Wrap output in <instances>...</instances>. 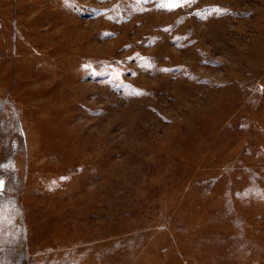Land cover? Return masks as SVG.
Wrapping results in <instances>:
<instances>
[{
  "label": "rangeland",
  "instance_id": "1",
  "mask_svg": "<svg viewBox=\"0 0 264 264\" xmlns=\"http://www.w3.org/2000/svg\"><path fill=\"white\" fill-rule=\"evenodd\" d=\"M159 3L0 0V264H264V0Z\"/></svg>",
  "mask_w": 264,
  "mask_h": 264
},
{
  "label": "snow or ice",
  "instance_id": "2",
  "mask_svg": "<svg viewBox=\"0 0 264 264\" xmlns=\"http://www.w3.org/2000/svg\"><path fill=\"white\" fill-rule=\"evenodd\" d=\"M195 2V0H160V3L158 4L159 7L161 8H166L167 10H173L176 7H182L185 4H190ZM211 11H215L219 13L221 10L219 8L212 9ZM210 14V13H207ZM136 95H141L143 93L136 92ZM3 187L2 182H0V188Z\"/></svg>",
  "mask_w": 264,
  "mask_h": 264
}]
</instances>
